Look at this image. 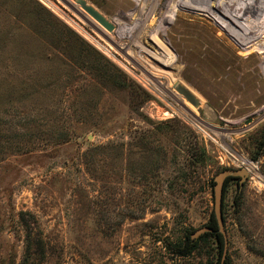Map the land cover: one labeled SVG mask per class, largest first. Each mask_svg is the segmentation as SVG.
Here are the masks:
<instances>
[{"label":"rangeland","instance_id":"rangeland-1","mask_svg":"<svg viewBox=\"0 0 264 264\" xmlns=\"http://www.w3.org/2000/svg\"><path fill=\"white\" fill-rule=\"evenodd\" d=\"M85 1L112 33L74 0H0V264H216L211 241L169 248L210 222L218 168L247 171L225 190L220 264H264L259 57L205 8ZM85 45L110 66L86 67Z\"/></svg>","mask_w":264,"mask_h":264},{"label":"bare ground","instance_id":"bare-ground-1","mask_svg":"<svg viewBox=\"0 0 264 264\" xmlns=\"http://www.w3.org/2000/svg\"><path fill=\"white\" fill-rule=\"evenodd\" d=\"M152 1L154 3V4H152V8L154 10L155 6L159 0H152ZM218 1L220 2L221 0H218ZM174 2H175V8L176 7H180V8L184 7V8H188V9H192V10H199L200 8H205V9H203V10H205L203 13H205L207 15V17H209L211 20L216 21L217 23H218V21L221 22L220 23L221 27L223 28V30L228 35H229V32L227 29L230 26L236 27L237 34L231 35V36L229 35V36L235 42V45L237 44L239 47L242 48V50L245 51L244 55L255 54L259 57L261 64H258V65L260 66L262 74H264V0H240L239 2L237 1V3H240V5H236L237 6V7L235 6L236 9L235 8H233V9L229 8L230 0H225V1L223 0L222 5L221 6L218 5L219 8L222 6H225V7L229 8V10L226 11L224 14H221V15H220V13H217L215 10L216 9L215 6H217V4H218L217 1L215 2V0H174ZM231 5H233V4H231ZM197 7H199V8H197ZM200 12H201V10H200ZM149 13H151V11ZM242 15L248 16V18H247L248 21L246 20L247 22H245V23L243 22L244 24H242V22L239 19V17ZM235 16H237V17H235ZM229 17H234L235 20L231 19ZM240 22H241V25L236 26ZM169 23H171V16H164L160 20L159 25H158V27H156V30L153 32L152 36L154 37V36L159 35L162 31H164L165 25H167ZM141 24H143V23H141ZM243 30H245L246 32ZM221 34H222V32H221ZM190 36H192V35H190ZM164 50H166V49H164ZM254 70L255 69H253V71ZM176 86L178 87V85H176Z\"/></svg>","mask_w":264,"mask_h":264},{"label":"trees","instance_id":"trees-1","mask_svg":"<svg viewBox=\"0 0 264 264\" xmlns=\"http://www.w3.org/2000/svg\"><path fill=\"white\" fill-rule=\"evenodd\" d=\"M86 46V45H85ZM87 51L92 53V55L96 58V61H93L92 59L87 60L84 56L85 59L82 60L83 64H87L86 67H94V66H99V67H106V65L110 66V63L104 59L101 55H99L94 49L89 47L88 45L86 46ZM82 55L83 53L80 52ZM67 142V136H59L56 141H53L52 144L58 145V144H64ZM264 147V129L262 132V137L261 140L259 141L257 148H263ZM16 152V151H13ZM193 161V166L201 164V166L206 165L207 163V155L204 149H199L197 150V153L191 154L190 156ZM217 171H223L226 170V168H218L216 169ZM234 178H227L224 182L223 185V194H222V201L224 202V197H225V190L230 182H232ZM209 185L212 186L213 182L210 181ZM224 206L222 207V220L223 224H225V216H224ZM208 227L213 229V233H205L201 235L198 239L192 240L190 238V235L194 231H186L183 236L177 240V242L171 243V246L169 249L172 250L173 254L179 257H188L192 253H194L202 244L207 243L208 241H211L213 244V250L216 255V264H220L221 258H222V253H223V246H224V241L222 236L217 232V225L214 221L213 214L211 215L210 222L207 224ZM30 259V255L22 261L21 264H28V260ZM224 264H228V262H224Z\"/></svg>","mask_w":264,"mask_h":264},{"label":"water","instance_id":"water-1","mask_svg":"<svg viewBox=\"0 0 264 264\" xmlns=\"http://www.w3.org/2000/svg\"><path fill=\"white\" fill-rule=\"evenodd\" d=\"M74 3L77 4L91 19H93L99 26H101L108 33L113 32L114 25L110 23L93 6L89 5L85 0H74ZM177 90L179 92L181 91L180 88H178ZM182 95H185L188 101L194 102L192 100V97L189 96L184 91L182 92ZM246 175H247V171L244 169H239V170L227 169V170L220 171L212 179V182H213V187H212L213 213L212 214H213L214 221L217 225V232L222 236L223 241H224L222 258L225 255V230H224V224L222 220V211H221L223 185L227 178L237 179L239 184H241L246 179ZM213 232L214 231L212 228L205 226V227L195 230L190 235V238L192 240H196L205 233H213Z\"/></svg>","mask_w":264,"mask_h":264}]
</instances>
